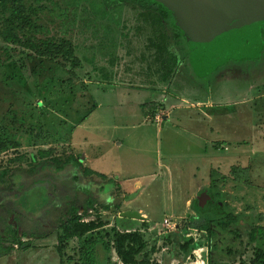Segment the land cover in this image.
Instances as JSON below:
<instances>
[{
  "label": "rangeland",
  "instance_id": "rangeland-1",
  "mask_svg": "<svg viewBox=\"0 0 264 264\" xmlns=\"http://www.w3.org/2000/svg\"><path fill=\"white\" fill-rule=\"evenodd\" d=\"M21 5L33 24L30 30L7 24L8 13L0 12V264H74L82 242L69 241L60 256L56 236L59 225L76 206L83 221L104 225L88 236L99 244L94 264H119L109 250L119 217L109 209L118 202L128 204V212L146 214L150 225L160 231L149 238V249L143 252L153 263L261 264L255 262L253 249L264 254V240L250 244L248 232L253 227L264 228V144L262 149L251 144L257 137L260 142L264 139V22L259 27L261 49L255 56L220 62L202 72L205 76L200 78L199 71L194 70L188 33L167 3L21 0ZM161 7L166 17H160ZM6 32L36 44L67 40L81 67L72 77L68 66L61 67V59L40 58L5 43L2 35ZM161 86L165 93L179 97L175 103L180 109L173 111L160 135L154 125L138 128L134 131L139 143L132 139L126 147H113L116 139L126 134L119 128L139 124L141 119L138 116L126 122L107 112L103 122L110 125L108 129L77 130L74 134L78 161L83 157L81 149L91 152L101 148L107 154L106 168L112 178L133 180L125 177L139 170L147 175L142 180L143 193L137 197L121 195L115 188L109 198L102 183L84 174L81 165L68 162L73 157L68 144L70 122L79 121L78 117L91 110L90 87L99 89L100 93H93L96 104L105 99L113 104L117 91L124 98L140 93L135 99L140 100L157 93L155 89ZM196 101L212 105L192 106ZM145 107L148 105L140 107L142 115ZM259 111L262 113L258 115ZM97 118L87 119L86 125L99 124ZM188 132L201 140L195 144L185 135ZM41 153L48 154L41 159ZM161 157L170 170L157 177V158ZM232 169H237L246 183L237 182ZM204 190L215 192L222 208L235 215L239 223L222 229L220 220L211 221L213 234L208 238L206 232L182 231L189 217L174 220L178 231L189 235L180 236L181 242L191 243L184 250L179 241L178 249L179 234L165 239L162 219L172 216L171 207L179 210L184 199L189 205ZM88 203L94 204L91 210H85ZM126 222L129 226V221L123 220ZM13 233L28 245L27 249L11 244ZM193 244L199 247L188 251Z\"/></svg>",
  "mask_w": 264,
  "mask_h": 264
},
{
  "label": "crops",
  "instance_id": "crops-1",
  "mask_svg": "<svg viewBox=\"0 0 264 264\" xmlns=\"http://www.w3.org/2000/svg\"><path fill=\"white\" fill-rule=\"evenodd\" d=\"M194 70H195V72H197L196 68H194ZM196 75L197 74L195 73V77H196ZM203 76H205L204 73L198 72V77L202 78ZM121 85L124 88H131V85H128V84H121ZM162 88H163L162 86L160 88H156L155 90H158L157 93H150L147 97H144L143 99H140V100L139 99L135 100L140 95V93H138V95L135 97H132L131 95H129L128 98H124V97H121L119 94L122 92L117 91V93L116 92L114 93L115 95H114L113 104L108 99L107 100L105 99L101 104H96V102L93 99V93H100L99 89L97 90L94 87L93 88L90 87L89 89L91 91H89L88 97H89V101L91 102L90 105H91L92 109L88 112V114L86 116H84L82 118L78 117L79 121L70 122V130L72 131V134H71L70 138L68 137V140H69L68 144H69L70 149L72 151L73 157L74 158L79 157V155L77 156L75 154V150L78 149L75 146L74 140H73L75 132H77V130L88 132L89 130L90 131H93V130L100 131L103 129H108V127L110 125H106V123L103 122V118L106 117L105 112L114 114L115 118L121 117V119H126L125 120L126 122H129V119L130 120H132L133 118L136 119V118H138V116H140V119H141L139 124H136V125L132 124L130 126L126 124L123 128H119V129H124L126 131V134H124L122 136L123 139H116L117 142L113 143V147H117V148L126 147L127 144L130 141H132V139H134V140L138 139V143H139L140 139L138 138L136 131H134V130H137L138 128H146L148 126L154 125L155 129H156L155 130L156 134L160 135L161 132L163 131V129L165 128V123L170 119L171 115L173 114V111L180 109V107L177 106V104L175 103V100L179 97L177 95H172V93H165L164 89H162ZM159 89H162V90H159ZM101 93H103V92H101ZM110 94H112V93H110ZM167 96L174 97V99H168ZM180 99H181V101L187 103V100H185V98H180ZM119 102H122V103H119ZM104 105H106L105 108H104ZM145 105H148V107H145L146 109H145L144 115H142V112H141L142 108H140V107L145 106ZM193 105H194V107H198L201 104H199V102L196 101V102L192 103V106ZM203 105L210 107L212 104L210 102H207L206 104H202L201 106H203ZM263 110H264V108H263ZM97 111H99L100 113L97 114L96 113ZM261 113H262V111H259L258 115ZM96 115L99 116V118L96 119L97 121L100 120L99 124H96V125L89 128L86 125L87 119H90L91 117L96 116ZM75 120H77V118H75ZM111 127L114 128L115 130L118 128L116 126H114V127L111 126ZM143 130H145V129H143ZM129 131H131V132H129ZM262 133H263L262 137L264 138V127L262 128ZM185 135L187 137H189L190 140H192V142L195 141V144H197V142H199L201 140V137L199 135H196V134L194 135V134L188 132ZM206 137H204V138H206ZM204 138H203V141H205ZM261 140H262V142H260L259 138L257 137V142L254 143V141H253V143L251 142V144H254L255 146H258L259 148L262 149V146L264 144V139H261ZM171 143H169V145H171ZM204 143L207 144L209 142L206 141ZM100 144H99V146H100ZM251 144H249V146H253ZM211 150H213V149H211ZM211 150H208V152L211 153ZM80 151H81V154H83V157L79 160V164L81 165V168L83 170H87V171L92 173V175H90L89 177L96 178L97 182L102 183V186L104 188L103 193L106 194L109 198L111 197V195H112L111 193H113L115 188H118L117 192H120L121 195H123V193L131 194L132 198H135L139 194L143 193V187L141 186L142 180H143V177L146 178L147 175L144 176V174L140 170H139V172H135L134 175H129V177H125V178H132L133 180H130V179H123L122 180V178L119 179V177H118V179H114L111 177V175L109 174V170H107V168H106V161H107L106 152L102 151L101 148H98L97 151H91V152L85 151L83 149H81ZM262 153L264 154V151H262ZM136 154L140 157V154H138V153H136ZM112 158H114V157H112ZM157 159H158L157 160L158 162L156 164V167L159 170L157 177L159 175H162V177H163L166 175L167 170H170V168H169V165L165 164L166 162L165 163L163 162L165 160L162 159V157H161V159L160 158H157ZM173 161H175V159H173ZM113 163H116L115 159L113 160ZM151 177H153V176H151ZM84 179H86V178H84ZM99 185H101V184H99ZM83 192L86 194V189H83ZM199 193H201V192H199ZM113 198H114V196H113ZM195 199H196V197H195ZM195 199L190 201L191 203L189 205H187V201H185V199H184L183 204L181 205L179 210L178 209L175 210L174 207H171L172 216H164L163 217L161 229L165 230V232H164L165 237L169 236V238H170V236H172L174 234L176 235L178 233L179 238H180V236L183 238H189L188 233L185 232L186 234L183 235L181 233V231H178V222H176L174 220H182V219H185L188 217H189L188 219L196 218L197 214L192 209V202H194ZM112 202H114L113 199H112ZM171 204H172V201H171ZM42 206H41V208L43 209ZM93 206H94V204L92 205V207ZM127 206H128V204H124V202H118V204L117 203L115 205L112 204V207L109 209V211L112 210L113 213L116 214V216H119L115 219V225L117 226L116 229L118 231H120V232H131V231L133 232V231H137V230L141 231V233L144 234L145 239L147 241H149V238H152L153 235L157 236L160 233L159 230L156 232V228L154 226L150 225L151 224L149 222L150 219L146 214H144L140 211H138L137 214L128 212V211H126V210H128ZM116 207H117V209H115ZM90 208L91 207H89L87 209L91 210ZM105 211L107 212V210H105ZM106 212H103V214L104 215L107 214ZM183 214H184V217H183ZM78 215H80L79 210H78ZM123 220L129 221V226H127V224H128L127 222L124 224ZM165 220L168 221V223H169L168 225H164ZM238 223H239V220H238ZM171 225H176V229L170 231L168 229V226H171ZM98 248H99V245L96 246V253H97Z\"/></svg>",
  "mask_w": 264,
  "mask_h": 264
},
{
  "label": "trees",
  "instance_id": "trees-1",
  "mask_svg": "<svg viewBox=\"0 0 264 264\" xmlns=\"http://www.w3.org/2000/svg\"><path fill=\"white\" fill-rule=\"evenodd\" d=\"M0 12L8 13V17L5 19V21L9 25L20 26L25 30H30L31 28H33V24L29 22L26 11L21 5V0H0ZM158 13L160 17L167 16L166 11L162 7L158 8ZM260 33H262L261 28L259 34ZM2 40L5 43L20 46L23 48L24 51L34 54L40 58L61 59L63 61L61 67L66 69V66H68L69 67L68 73L72 77L75 76L74 70L81 67V62L75 56L74 48L71 42L67 40L62 39L57 42L46 40L40 42L39 44H36L30 39L21 41L19 38L15 37L12 33H8V32L2 35ZM170 59L172 62H175L174 57L171 56ZM192 61L195 68L199 72H205L216 66L214 64L206 66L197 63L194 59L193 51H192ZM47 154L48 153H41L40 158L43 159L44 157L47 156ZM68 162H73L80 166L78 158L69 157ZM83 173L92 175V173L87 170H84ZM231 174L237 182L246 183V180H242V178L239 176L240 174L237 171V169H232ZM214 197H215V192L213 198ZM218 200L221 199H216V201ZM92 205H93L92 203H88L85 206V210H87V208L89 207H92ZM115 209H117V207ZM192 209L196 212L197 217L188 219V221H186L182 226V231L192 229L199 232H206L209 238L213 234L212 230L210 229L209 222L214 220H220L218 221V224L222 229H226L228 225L231 223H238L237 218L228 211L224 210L223 208L218 209L212 206L210 214H202L197 209L196 203L194 201L192 202ZM103 226L104 225L101 222H95V221H90L86 223L82 222V215H78L77 208H72L70 210V216L59 225L60 232L56 236L57 253L60 256H62L63 251L66 248L69 241L72 240L80 241L82 243L77 251L79 257H73L74 264H94V261L96 260V246L99 244L96 239H93L92 237H88V236L93 232L103 228ZM13 235L14 236L11 237V244L17 243L21 247H25L27 249L28 245H23L24 243H22L20 239L15 238V233H13ZM164 238L169 239V236L166 237L164 236ZM180 238L178 237L176 241V247L178 246L177 247L178 249H181V247L179 246L180 245L179 241L181 242ZM260 240H264V228L253 227L252 229H250V231L248 232V242L250 244L251 243L254 244ZM189 243H190L189 240H187V243H182L183 244L182 249L184 250L187 249ZM196 247L197 245L193 244L192 246H189L188 251H190L191 248H196ZM146 249H149L148 241L145 239V236L144 234L141 233V231L137 230L133 232L132 231L120 232L117 229L116 230L114 228L112 229L109 250L112 251L113 254L120 261L119 264H158L156 262L153 263L149 259L145 258L143 252ZM253 250L255 252V257H254L255 262H260L261 264H264V254H262L257 248Z\"/></svg>",
  "mask_w": 264,
  "mask_h": 264
},
{
  "label": "water",
  "instance_id": "water-1",
  "mask_svg": "<svg viewBox=\"0 0 264 264\" xmlns=\"http://www.w3.org/2000/svg\"><path fill=\"white\" fill-rule=\"evenodd\" d=\"M170 5L188 33L194 59L201 65H217L228 59H247L261 49L259 26L264 22V0H157ZM213 191L195 199L202 214H210Z\"/></svg>",
  "mask_w": 264,
  "mask_h": 264
},
{
  "label": "built area",
  "instance_id": "built-area-1",
  "mask_svg": "<svg viewBox=\"0 0 264 264\" xmlns=\"http://www.w3.org/2000/svg\"><path fill=\"white\" fill-rule=\"evenodd\" d=\"M82 222H87V221H83L82 220ZM169 223H168V221L167 220H165L164 221V225H168ZM168 229L171 231V230H175L176 229V225H171V226H168ZM202 251V249H199L198 250V252H201ZM203 264V263H202Z\"/></svg>",
  "mask_w": 264,
  "mask_h": 264
},
{
  "label": "flooded vegetation",
  "instance_id": "flooded-vegetation-1",
  "mask_svg": "<svg viewBox=\"0 0 264 264\" xmlns=\"http://www.w3.org/2000/svg\"><path fill=\"white\" fill-rule=\"evenodd\" d=\"M215 202H216V198L214 197L211 199V204L213 205Z\"/></svg>",
  "mask_w": 264,
  "mask_h": 264
}]
</instances>
